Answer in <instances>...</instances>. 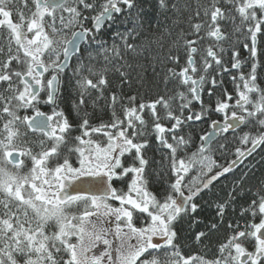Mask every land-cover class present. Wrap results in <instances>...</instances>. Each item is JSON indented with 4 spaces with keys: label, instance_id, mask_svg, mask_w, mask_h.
Wrapping results in <instances>:
<instances>
[{
    "label": "snow or ice",
    "instance_id": "1",
    "mask_svg": "<svg viewBox=\"0 0 264 264\" xmlns=\"http://www.w3.org/2000/svg\"><path fill=\"white\" fill-rule=\"evenodd\" d=\"M14 2L0 0V29H6L0 33V264H264V181L240 211L251 219L227 224L213 258L185 254L177 242V226L185 219L199 223L198 201L215 182L264 150L258 72L264 71V0L171 3L174 12H189V31L181 30L161 71L152 65L146 92L148 69L133 77L123 55L136 52L152 27L142 0H31L30 15L17 11L16 20ZM159 7L167 10L169 0ZM106 23L117 26L111 46L103 38ZM70 53L78 110L88 89L103 97L109 87L105 75L94 82L83 71L97 75L93 62L100 57L106 64L123 61L114 65L119 81L107 101L108 120L93 124L85 111L74 125L59 109ZM226 73L233 93L223 87ZM160 83L165 95L148 98ZM41 103L53 106L51 115L39 111ZM29 110L36 115H22ZM197 122L212 129L198 141ZM153 137L159 160L147 154ZM247 176L216 204L219 219L196 232L194 245L207 247Z\"/></svg>",
    "mask_w": 264,
    "mask_h": 264
},
{
    "label": "trees",
    "instance_id": "2",
    "mask_svg": "<svg viewBox=\"0 0 264 264\" xmlns=\"http://www.w3.org/2000/svg\"><path fill=\"white\" fill-rule=\"evenodd\" d=\"M174 2L183 4L192 3L193 0H169V8L167 10L159 7V0H142L141 14L152 22V27L148 29L147 32L142 33V38L136 42L138 45L136 52L126 54L122 53L124 55V59L128 63L132 64V68L127 70L133 77H135L138 72L143 71V68L148 69L147 72H144V76L146 77V87L142 91L146 92L148 86L153 82L152 65L155 64L156 70L158 72L161 71V68L163 67L161 61L165 60L167 53L170 50L173 52L176 51L175 41H177L179 38L181 30L184 32L189 31V12H174L171 9V3ZM200 3L202 6H208L210 4V0H200ZM193 7H195L194 4ZM125 26L126 25L124 24L118 25L120 31H123ZM116 27L117 26H110L107 23L105 24L103 38L108 41L109 46L112 44L113 33L115 32ZM3 30L6 33V29ZM228 30L230 31V28ZM116 42L119 44L118 39ZM0 43H4L2 38H0ZM262 47H264V45H262ZM247 55L248 53L241 49V56L244 57ZM260 59L262 62H264V55H261ZM75 63L76 55L72 58L70 67L67 68L66 74L63 77L64 81L60 97L63 107L70 115V121L75 125L85 111L91 117V122L93 124L99 123L101 120H108L110 112L107 108V101L110 94L117 91V84L119 81V73L115 71L114 65L122 64L123 61L115 58L111 63L106 64V62L103 60V57H100L98 62H93V71L96 72L97 75H92L86 69L83 71L82 75L89 77L94 82L99 78V74L105 75L109 81V87L103 89V97H101V93L97 90L88 89V93L84 96L85 105L79 110L76 107L79 101V89L75 85V79L77 78H74L72 75V67L75 66ZM85 63L87 64V61H85ZM183 63L184 58L182 56L181 64ZM105 66H107V72H104ZM258 72L260 73L259 82L261 86L264 87V71L258 69ZM162 76L163 74L161 75V80ZM69 80L70 82H68ZM223 87L226 88L229 93H233L234 85L227 73L224 75ZM125 91H128L126 86ZM157 93L160 95H165L163 83H160L158 87L153 85L152 92L149 94L148 98L154 99ZM202 98L204 99L205 103L209 102V97L206 94H204ZM212 102H214V100ZM71 104L75 107L73 111H71ZM23 114L24 113H22V115ZM209 129L210 125L208 123L197 122V126L194 130L197 141L199 136L204 135ZM239 131L241 130L238 129V132ZM29 136L33 137L31 133H29ZM219 142L220 139L218 138L215 140L213 147L215 148ZM156 148L157 143L153 137L147 154L149 158L155 157L157 160H159L160 157L155 151ZM214 158L221 163L224 162L220 160L219 156ZM244 172H248V176L244 181V192L238 195L234 194L236 195V200L232 207L235 208V211L232 210V207L227 210L224 217V224L220 225L219 229L214 234H211L210 240L205 241V245H207V247H198L194 245L193 237L196 232L204 230L207 225L219 219L216 215V204L228 198V192L232 188L234 181L238 180ZM262 181H264V150L257 149L256 153L252 157H249L247 160H245L244 164L237 167L233 173H230L226 178H221L220 181L215 182L212 190L208 192V194L205 195L203 199L198 201L201 205L197 213V219L199 223H192L190 220L185 219L177 226L179 234V239L177 242L182 246L185 254L197 252L200 254L207 253L209 258H213L216 251V245L219 242H222L228 235L229 230L226 227L227 224L229 222H239L241 225H243L246 219H251L247 214L244 217L240 216V211L242 207H247V205L251 203V200L255 198L253 193L257 192L261 188ZM248 189H251V191H248ZM151 190L154 192H159V185H154ZM256 222H258V218Z\"/></svg>",
    "mask_w": 264,
    "mask_h": 264
},
{
    "label": "flooded vegetation",
    "instance_id": "3",
    "mask_svg": "<svg viewBox=\"0 0 264 264\" xmlns=\"http://www.w3.org/2000/svg\"><path fill=\"white\" fill-rule=\"evenodd\" d=\"M10 7H11V9H12V11H13V19L14 20H16L17 19V17H16V13H17V11H23L24 12V14L26 15V16H28V15H30V9L32 8V4H31V0H29V3H28V7H24V0H15V2L12 4V5H10ZM0 33H5V31L3 30V29H0ZM6 34V33H5ZM75 56V55H74ZM73 56V57H74ZM72 57V58H73ZM72 58H71V61H72ZM71 61H70V63H71ZM67 70V69H66ZM63 77H62V83H61V89H60V93L58 94V98H57V103H58V107H59V109L60 110H63L64 112H65V114L68 116V118L70 117V115H69V113L68 112H66V110H65V108L63 107V105H62V103H61V101H60V97H61V93H62V86H63ZM41 95L43 96V93H41ZM52 105H48V104H44V103H41L39 106H38V108H39V111L40 112H42V113H44L45 114V116H47V115H51V111H52ZM70 107H71V111H73L74 110V106L71 104L70 105ZM25 114V113H24ZM36 113L34 112V111H32V110H29L27 113H26V115H28L29 117H33L34 115H35ZM222 119V118H221ZM32 134V136H33V138H35V137H39L41 134H39V133H35V134H33V133H31ZM218 139V138H217ZM216 139V140H217ZM117 187H125V186H123L122 185V183H119V182H117V185H116ZM118 203V202H117ZM106 227L107 226H109V225H105ZM103 249V245H99L98 247H97V249H95L94 251L95 252H99V251H101Z\"/></svg>",
    "mask_w": 264,
    "mask_h": 264
},
{
    "label": "water",
    "instance_id": "4",
    "mask_svg": "<svg viewBox=\"0 0 264 264\" xmlns=\"http://www.w3.org/2000/svg\"><path fill=\"white\" fill-rule=\"evenodd\" d=\"M74 55H75L74 53H70V61H71V58H72ZM69 63H70V62H69ZM35 115H36V114H35ZM35 115H34V116H35ZM210 132H212V129H211V128L209 129V131H208L206 134H208V133H210ZM206 134H205V135H206ZM216 139H217V138L214 137V140H216Z\"/></svg>",
    "mask_w": 264,
    "mask_h": 264
},
{
    "label": "rangeland",
    "instance_id": "5",
    "mask_svg": "<svg viewBox=\"0 0 264 264\" xmlns=\"http://www.w3.org/2000/svg\"><path fill=\"white\" fill-rule=\"evenodd\" d=\"M22 131H23V129H22ZM32 138H33V137H32ZM194 174H195V172L192 173V175H194Z\"/></svg>",
    "mask_w": 264,
    "mask_h": 264
}]
</instances>
